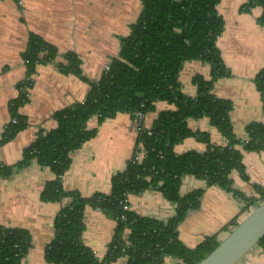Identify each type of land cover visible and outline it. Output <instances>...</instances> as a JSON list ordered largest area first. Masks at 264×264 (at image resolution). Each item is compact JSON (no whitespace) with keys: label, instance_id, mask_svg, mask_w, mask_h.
Instances as JSON below:
<instances>
[{"label":"trees","instance_id":"obj_1","mask_svg":"<svg viewBox=\"0 0 264 264\" xmlns=\"http://www.w3.org/2000/svg\"><path fill=\"white\" fill-rule=\"evenodd\" d=\"M220 2L142 0L141 13L129 34L122 37L118 56L111 60L109 69L105 68L98 81L84 76L78 54H64L66 62L60 63L59 68L89 82L91 88L86 99L57 111L53 116L55 128L40 129L34 142L24 149L21 160L14 165L0 166L1 177H9L33 160L49 167L55 178L45 184L41 199L68 201L54 219V238L45 248L47 262L120 264L123 258V264H163L167 257H174L180 261L178 264H198L221 240L214 234L195 247L181 240L178 227L190 211L200 206L204 192L199 188L182 194L186 176L233 192L246 203L247 210L264 201V188L260 185L254 184L259 198L247 197L234 188V170L247 179L243 152L264 148V124H248L247 137L237 138L231 121L232 101L219 98L213 92L215 81L230 75L217 46L224 30V20L218 11ZM255 7L262 8L259 23L264 27V0H246L242 9L250 11ZM57 56L58 50L53 44L38 34H31L24 53V61H28L27 76L20 82L19 90L23 85L32 86V76L39 64L54 62ZM196 59L210 65L211 77L194 76L197 94L190 96L183 92L179 76L184 63ZM255 83L264 101V67L255 77ZM27 101L25 93L20 92L10 102V121L4 128L0 147L27 128L28 119L20 112ZM158 101H166L174 108L160 111L150 128L143 123L137 126L140 129L134 152L124 170L112 177L110 193L84 197L77 190L64 187L62 177L70 168L71 154L98 132V127L88 126L92 117L98 118L99 125L119 113L136 119V112L154 111ZM204 117L226 138L225 145H216L208 132L189 127V119ZM192 136L207 145L206 151L178 153L176 146ZM149 190L161 192L176 205L169 219L160 220L125 209L131 194L140 195ZM88 206L100 209L116 223L103 258L82 240ZM258 247L264 249V237ZM30 248L31 235L27 229L0 224V264H23Z\"/></svg>","mask_w":264,"mask_h":264},{"label":"crops","instance_id":"obj_2","mask_svg":"<svg viewBox=\"0 0 264 264\" xmlns=\"http://www.w3.org/2000/svg\"><path fill=\"white\" fill-rule=\"evenodd\" d=\"M245 2L221 0L218 5L224 30L217 46L230 75L218 78L213 88L217 97L232 101L233 132L240 139L247 137L248 124H264V101L255 83V77L264 67V27L259 23L262 8L244 11ZM141 10L142 0H0V139L10 121L9 104L19 96V84L27 76L24 53L30 35L42 36L58 50L54 62L37 66L28 101L20 108L28 119V126L0 147V166L14 165L21 160L24 149L34 142L40 129L55 128L57 123L53 116L57 111L86 99L91 88L89 82L59 68L60 63L66 62L64 54H78L84 76L98 81L106 66L118 56L121 39L129 34ZM197 74L210 78V65L198 59L186 61L179 79L183 92L190 96L197 94L193 83ZM155 105V110L144 118L146 128L153 125L160 111L174 108L166 101ZM188 125L194 131L208 132L216 145L227 143L207 117L189 119ZM88 126L98 127V132L71 154L70 168L63 176L64 187L77 190L84 197L110 193L112 177L126 167L138 137L137 121L127 113H119L100 125L98 118L92 117ZM206 148L204 142L192 136L177 145L176 151L204 152ZM243 164L247 179L234 170V188L247 197L259 198L254 184L264 188V148L244 151ZM54 178L49 167L35 160L9 177L0 176V224L25 228L31 235V248L23 264H51L45 259V248L54 238L55 217L68 203L67 200L46 202L41 199L45 184ZM197 181L186 176L181 189L182 194L204 189L200 206L190 211L178 227L181 240L189 247L214 234L222 240L255 206L247 210L246 203L233 192ZM129 201L139 214L160 220L169 219L176 209V205L157 190L130 195ZM115 225V220L100 209L86 208L82 240L99 258L105 256ZM254 249L238 264H264V249ZM166 262L178 264L180 261L167 257L163 264Z\"/></svg>","mask_w":264,"mask_h":264},{"label":"water","instance_id":"obj_3","mask_svg":"<svg viewBox=\"0 0 264 264\" xmlns=\"http://www.w3.org/2000/svg\"><path fill=\"white\" fill-rule=\"evenodd\" d=\"M264 237V201L253 206L219 245L198 264H238Z\"/></svg>","mask_w":264,"mask_h":264},{"label":"built area","instance_id":"obj_4","mask_svg":"<svg viewBox=\"0 0 264 264\" xmlns=\"http://www.w3.org/2000/svg\"><path fill=\"white\" fill-rule=\"evenodd\" d=\"M27 62L28 61H25V63H27ZM106 69H109V65L106 66ZM32 78H33V76H32ZM29 90H30V87H28L26 85H23L20 88V92H24L26 97H29ZM135 115H136V119L135 120L137 121V125L140 126L143 123L146 114L144 112H142V111H139V112H136ZM143 126H144V124H143ZM139 129L140 128H138V131H139ZM62 179H63V177H62ZM125 209H132L131 204H130V201H129V197H128L127 203L125 205Z\"/></svg>","mask_w":264,"mask_h":264},{"label":"rangeland","instance_id":"obj_5","mask_svg":"<svg viewBox=\"0 0 264 264\" xmlns=\"http://www.w3.org/2000/svg\"><path fill=\"white\" fill-rule=\"evenodd\" d=\"M128 19H130V18H128ZM197 180H199V179H197ZM199 184H201L202 185V183H203V181L202 180H199V181H197ZM131 195H136V194H131ZM258 249V246H256V248L254 249V250H257ZM254 252V251H253ZM245 258V257H244ZM243 258V259H244ZM242 259V260H243ZM124 261V259L122 258V259H120L119 260V262L121 263V262H123ZM169 263V262H168ZM167 262H166V264H168Z\"/></svg>","mask_w":264,"mask_h":264}]
</instances>
